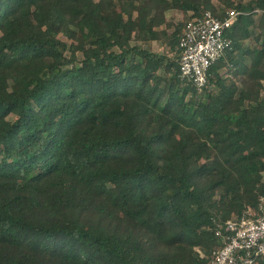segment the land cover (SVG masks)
<instances>
[{"label":"trees","instance_id":"obj_1","mask_svg":"<svg viewBox=\"0 0 264 264\" xmlns=\"http://www.w3.org/2000/svg\"><path fill=\"white\" fill-rule=\"evenodd\" d=\"M231 8L183 79L187 22ZM262 197L264 0H0V264H203Z\"/></svg>","mask_w":264,"mask_h":264},{"label":"built area","instance_id":"obj_2","mask_svg":"<svg viewBox=\"0 0 264 264\" xmlns=\"http://www.w3.org/2000/svg\"><path fill=\"white\" fill-rule=\"evenodd\" d=\"M238 13L231 8L225 16H219L207 10L202 17L187 22L178 44L183 79L198 86L208 83L211 66L230 44L227 32ZM216 233L225 243L203 264H260L264 259V197L250 215L219 222Z\"/></svg>","mask_w":264,"mask_h":264},{"label":"rangeland","instance_id":"obj_3","mask_svg":"<svg viewBox=\"0 0 264 264\" xmlns=\"http://www.w3.org/2000/svg\"><path fill=\"white\" fill-rule=\"evenodd\" d=\"M171 16H175L176 19H177V18H181V17H182V13H181L180 11L175 12V15L169 13V18H170ZM154 46H155L158 50H164V49L166 48V46L162 45V44H161L160 42H158V41H156V42L154 43ZM14 117H15L14 114H11V115H10V118H14Z\"/></svg>","mask_w":264,"mask_h":264}]
</instances>
